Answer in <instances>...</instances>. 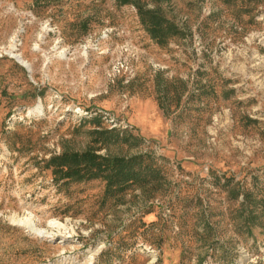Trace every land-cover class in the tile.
I'll return each mask as SVG.
<instances>
[{
  "label": "rangeland",
  "instance_id": "obj_1",
  "mask_svg": "<svg viewBox=\"0 0 264 264\" xmlns=\"http://www.w3.org/2000/svg\"><path fill=\"white\" fill-rule=\"evenodd\" d=\"M141 2L176 32L133 3L0 0V264H264V0ZM88 149L160 182L45 167Z\"/></svg>",
  "mask_w": 264,
  "mask_h": 264
},
{
  "label": "trees",
  "instance_id": "obj_2",
  "mask_svg": "<svg viewBox=\"0 0 264 264\" xmlns=\"http://www.w3.org/2000/svg\"><path fill=\"white\" fill-rule=\"evenodd\" d=\"M116 2L119 5H136L142 26L154 41L161 42L164 36L176 32L174 24L158 8L148 9L141 0ZM95 152L96 149L63 151L46 160L45 167L51 168L56 180L83 181L100 178L105 181V190L110 194L122 191L133 183L141 187L160 182L161 175L157 169L151 164H143V157L140 155L109 156Z\"/></svg>",
  "mask_w": 264,
  "mask_h": 264
},
{
  "label": "bare ground",
  "instance_id": "obj_3",
  "mask_svg": "<svg viewBox=\"0 0 264 264\" xmlns=\"http://www.w3.org/2000/svg\"><path fill=\"white\" fill-rule=\"evenodd\" d=\"M10 55L13 56V57H15L22 64H24L28 68V70H30L29 64L27 62H25L24 60H22V58L20 57L19 54L10 52ZM37 110L40 111V107L39 106L37 107ZM36 231H38L39 233L43 232V230H38V229H36Z\"/></svg>",
  "mask_w": 264,
  "mask_h": 264
},
{
  "label": "built area",
  "instance_id": "obj_4",
  "mask_svg": "<svg viewBox=\"0 0 264 264\" xmlns=\"http://www.w3.org/2000/svg\"><path fill=\"white\" fill-rule=\"evenodd\" d=\"M123 68H125V65L115 63V64L112 66L111 70H112L113 73H117V72L119 73V72H121V70H122ZM112 76H114V74H113Z\"/></svg>",
  "mask_w": 264,
  "mask_h": 264
},
{
  "label": "water",
  "instance_id": "obj_5",
  "mask_svg": "<svg viewBox=\"0 0 264 264\" xmlns=\"http://www.w3.org/2000/svg\"><path fill=\"white\" fill-rule=\"evenodd\" d=\"M17 60V59H16ZM18 61V60H17ZM19 62V61H18ZM22 66H24L27 70H28V68L24 65V64H21ZM29 71V70H28Z\"/></svg>",
  "mask_w": 264,
  "mask_h": 264
}]
</instances>
